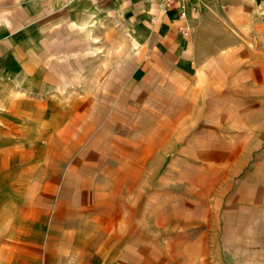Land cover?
<instances>
[{
    "label": "crops",
    "instance_id": "1",
    "mask_svg": "<svg viewBox=\"0 0 264 264\" xmlns=\"http://www.w3.org/2000/svg\"><path fill=\"white\" fill-rule=\"evenodd\" d=\"M159 2L0 0V264L134 247L156 177L219 191L208 215L229 193L217 251L178 203L164 212L182 264L242 260L257 240L264 260V235L246 232L264 222V0H194L185 37Z\"/></svg>",
    "mask_w": 264,
    "mask_h": 264
},
{
    "label": "rangeland",
    "instance_id": "2",
    "mask_svg": "<svg viewBox=\"0 0 264 264\" xmlns=\"http://www.w3.org/2000/svg\"><path fill=\"white\" fill-rule=\"evenodd\" d=\"M158 184L159 177L152 178L151 188H149L150 192H147V208H142L143 200L137 203L138 209L135 220L147 222V230L144 231L143 226L141 228L139 226L136 227L134 247H131L132 243L126 240L105 241L103 256L87 257V261H92L93 264H182L184 261L183 257H185L183 256V243L176 239L175 233L178 231L174 228L173 220L168 225H165L161 220L164 217V212L169 216H175V214L180 213L179 209H175L177 203L183 207V212L187 211V214L182 213L187 220L183 227L185 231L191 234L202 232L215 234L216 239L214 242L211 241L209 243L210 248L216 251L219 248H223L218 237L223 233L224 206L229 193L226 196L223 193L221 194L220 199L223 198L221 207L220 201L213 212L215 214L208 215L207 208L216 204L214 198H218L219 191L216 192L217 194L206 193L204 195L190 192L177 194V191L181 190V188H169V183L168 188L160 190L157 188ZM177 195H182L185 199L182 200L180 196L178 199ZM197 205L200 206V210L195 214ZM228 215L233 216L234 214L230 212ZM247 227L249 230L246 232H249V235L251 233L264 235V222L257 225V227L255 226L253 230H251V225ZM24 235H27V233L25 232ZM110 244H113L112 247L116 246V248L111 250L110 247H107ZM251 244L252 242L250 241L248 247H242L244 251H247L246 257H243L242 260L234 256L226 258V264H228L227 262L229 264H239V261L241 262L240 264H264L263 258L259 255L263 242L257 240L253 241V245ZM117 248L119 254H115L118 251ZM187 252L188 254L191 253L190 246L187 247Z\"/></svg>",
    "mask_w": 264,
    "mask_h": 264
},
{
    "label": "built area",
    "instance_id": "3",
    "mask_svg": "<svg viewBox=\"0 0 264 264\" xmlns=\"http://www.w3.org/2000/svg\"><path fill=\"white\" fill-rule=\"evenodd\" d=\"M192 1L194 0H160L159 2V10L162 13L176 10L177 18L182 23L179 26V32L184 37L189 34V26L186 24L189 8L196 12L199 10V7L196 4L191 5Z\"/></svg>",
    "mask_w": 264,
    "mask_h": 264
},
{
    "label": "water",
    "instance_id": "4",
    "mask_svg": "<svg viewBox=\"0 0 264 264\" xmlns=\"http://www.w3.org/2000/svg\"><path fill=\"white\" fill-rule=\"evenodd\" d=\"M255 1L259 3V2H261V1H263V0H255Z\"/></svg>",
    "mask_w": 264,
    "mask_h": 264
}]
</instances>
